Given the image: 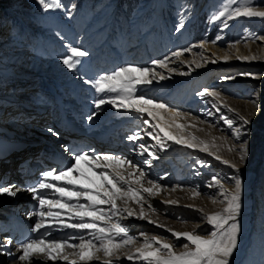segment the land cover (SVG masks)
<instances>
[{"label":"rangeland","instance_id":"374dc122","mask_svg":"<svg viewBox=\"0 0 264 264\" xmlns=\"http://www.w3.org/2000/svg\"><path fill=\"white\" fill-rule=\"evenodd\" d=\"M98 1L59 0L61 7L44 9L38 0H0L1 96L3 99L12 98L17 93L16 91L21 89L19 77L29 79L31 76L35 77L40 73L45 75L43 80L49 79L48 83L53 82L56 78L59 79L63 70L68 69L63 63V59L70 55V48L72 47L88 53L87 56L78 58L80 63L73 70L81 76L84 75L85 71H88L94 78L92 81L100 75L110 74L120 67L137 66L135 62L129 64L128 58H125L135 48L134 42L140 41L145 30L151 29L154 25L155 29L146 42V49L147 52H150L157 41L160 42L162 49L160 56L151 61L168 57L169 63L182 58L185 61L191 60L193 63L191 68H194L196 63L202 66L208 62L217 61L221 54L230 57L238 56V53L248 57L255 55L257 59L244 60V64L233 68H214L213 66L217 65H209L212 67H208L204 72L207 76L197 77L195 75L190 77L189 79L195 77L197 79L194 80L195 82H189L190 86L186 84L183 87L182 85L183 90L181 87L178 88V91L176 90L180 96L186 95L184 96V106L170 104L169 100L175 97L174 93H176L170 86L161 87L160 90L158 83H153L150 87L141 85L138 87V93L165 103L170 108L189 114L186 119L180 122L196 124V127H190L187 131L206 140L216 137L215 143L219 146L218 154L222 159H227L238 165L239 172L237 173L230 166H217L215 163L218 162L208 155L199 158L200 160L188 159L184 161L187 166L190 164L193 170L202 166L199 161H204L203 166L211 167L212 170L209 173L206 171L202 174L201 172L198 173L208 183L211 182L212 176H217L228 189L234 188V181L229 178L239 176L242 181V209L238 219L242 231L237 250L246 248L250 241V235L256 231L257 237L251 242L249 255L243 264H264V40L259 39V37H264V18L238 17L229 20L227 17H222L220 20H212V16L221 10L223 4H230V8L234 9L241 6L240 0H206L196 17H192L190 20L191 8L186 0H163L165 6H163L162 0H105L106 14L103 15L105 18L101 24L112 19L114 22L112 32L104 31L99 38L89 39L87 37L83 40L84 34L95 28L92 24ZM253 6L264 10V0H259V3ZM188 21L190 22L188 23ZM224 22H227L228 27H224ZM132 31L135 32L131 34ZM217 36L222 37V39L216 40ZM103 41L110 42L107 43L105 49L100 46ZM213 41L216 42L213 43ZM199 42L200 44L203 43V48L199 46ZM185 49H191V51H183ZM177 51L183 53L179 58L173 56V53ZM25 52L27 58L22 60L20 55ZM98 59L101 60L98 63V69L92 70L91 63L93 64ZM114 60L113 65L111 63ZM105 64L113 65L112 70L102 71L101 67ZM56 66H58L59 71L56 70ZM83 68L87 69L84 70ZM167 68L168 71L161 72L165 78H172L174 73L189 71L179 66L174 67L175 71L170 73V67ZM51 70L60 74L50 73ZM224 77L231 78L224 79ZM37 79L34 82L27 80V83H34L35 88H38L41 79L39 76ZM34 86L33 89H35ZM30 88L27 86L25 89ZM149 88L153 90L150 91ZM205 89L220 94L221 111L217 112L213 106L214 98L198 95ZM11 93H13L12 96L9 95ZM223 104L234 108L236 113L223 108ZM209 112L212 114L208 115ZM236 114L251 121L250 125L246 126L248 136L245 139L248 142V155L245 163L251 168L257 160L259 161L258 177H254L241 169L244 162L240 160L239 143L233 138L227 129V125L223 122L222 117H228L236 121V126L239 127L240 122ZM0 119L1 123L7 122L3 116H0ZM143 120L141 124L125 132L126 135L130 136L139 132L143 138V129L146 126ZM121 143L123 144L124 141H120ZM144 144L149 149L152 148V143ZM231 147L237 150L230 151L229 148ZM178 167L181 168L182 163ZM164 169L162 175H166L168 180L163 184L169 187H167V192L172 191L173 186L181 185L182 187H179L181 190L176 189L179 190L177 192L185 191L182 199L186 203L203 204L207 201L213 202L215 199L216 202L213 203L216 207L210 210L203 208L204 213L215 212L225 206L221 202L223 198L216 187L201 192L202 197H195L191 191L195 186L188 178H185L183 175L185 172L177 176L178 173L173 172L169 166L166 165ZM113 170L115 169L113 168ZM192 174L194 173L192 172ZM201 183L203 184L202 180ZM161 200L164 201L167 198L164 197ZM254 200L262 206L261 214H257L255 219L248 215ZM171 208L175 209L166 212L171 214L168 217L171 226L184 227L204 237L211 235L212 226L206 223L199 212L184 206L175 207L174 205ZM158 212L164 213L161 210ZM183 245V242H180L174 245V249L182 252L184 251Z\"/></svg>","mask_w":264,"mask_h":264},{"label":"snow or ice","instance_id":"6c2138e0","mask_svg":"<svg viewBox=\"0 0 264 264\" xmlns=\"http://www.w3.org/2000/svg\"><path fill=\"white\" fill-rule=\"evenodd\" d=\"M38 2L44 9L61 7L59 0H38ZM240 3L241 6L234 9L230 8V4H223L221 10L212 16V20H220L222 17H227L229 20L238 17L264 18V10L253 6L258 4L259 0H240ZM224 27H228L227 22H224ZM220 39L222 37H216V40ZM259 39L264 40V37H259ZM215 42L213 41V43ZM199 46L203 48V43ZM183 51H191V49ZM182 54V51H177L173 53V56L179 58ZM87 55V52L72 47L70 48V55L63 59V63L69 69H76L77 64L80 63L78 58ZM230 58L228 55L222 57L225 61ZM236 58L240 60L257 59L255 55L251 57L237 56ZM168 59L165 57L161 60H154L152 64L167 68ZM196 67H201V64L196 63ZM174 71V68L169 69L170 73ZM157 78L163 80L165 76L156 72L154 68L134 65L120 67L110 74L100 75L94 81H89L93 84L95 91L105 97L94 101L95 109L100 110L103 105L110 104L117 109L136 113L142 117L146 115L147 118L143 120V123L148 125L150 130L146 129L145 134L151 137L160 149L166 148L168 142L172 141L182 147L206 153L216 161L230 166L238 173L239 167L236 163L222 159L218 154L219 146L215 143L216 137L206 140L187 131L190 127H196V124L180 122L186 119L189 114L170 108L165 103L138 93L139 86L149 85L153 79ZM230 78L224 77V79ZM198 95L214 98L213 106L217 112L221 111L218 92L205 89ZM222 107L234 114L236 113V110L227 104H223ZM211 114L208 113V115ZM95 115L96 112L94 111L92 116ZM92 116H89L88 119L91 120ZM222 119L233 138L239 143L240 160L245 162L248 155V142L245 139L248 136L246 126L250 125L251 121L242 115H238L240 126L237 127L236 121L233 119L228 117H222ZM127 139L137 141L142 139V136L137 132L128 136ZM138 148L141 154L146 152L155 158V153L150 151L144 143H140ZM229 150L237 149L231 147ZM74 161L71 167L58 173L54 171L44 172L38 183L27 189L38 201V211L32 214L38 219L32 231L41 234V230H43V234L39 238H30L20 243L19 249L22 252L18 257L20 261L31 264L34 259L44 255L45 264L47 261H64L66 264H93V262L121 264L122 260L140 262V264H232V258L238 249L242 231L238 219L242 209V181L239 176L229 178L234 181V188L232 189L226 188L217 176L211 177V182L207 186L218 189L223 198L221 202L225 205L221 210L204 213L203 209H197L194 205L185 206L199 212L206 223L212 226L213 231L210 237L205 238L196 234L195 231H174L172 228H166V231L171 233L176 240L184 238L187 241L183 245L184 251L178 253L174 251L173 244L156 236L149 237L145 233L134 236L130 234L127 226L121 223V217L126 215L127 217L148 220L154 225L157 224V221L151 220L145 212V194L147 197L157 196L163 190L161 184L147 180L150 186L144 187L146 173L135 166H132V170L128 171L127 175L120 171L111 170L112 164L110 162L119 166L131 165V161L123 157L80 153L74 156ZM98 161L102 163H97ZM81 162L92 168L102 167L103 170L98 173L100 179L98 185L92 176L87 175L81 169ZM145 163H150V161H145ZM199 163L204 165V161H199ZM73 173H76L79 179L73 178ZM81 180L88 183H81ZM179 187L182 186L175 185L172 190L175 191ZM46 190L53 192L57 198L50 199L43 195ZM191 191L194 196L201 194L198 186ZM3 194L15 197L17 191L11 187L0 186V195ZM118 201H123V205L119 204ZM129 201L140 206L139 212L128 206ZM213 202H216L215 199ZM162 203L171 206L177 205L179 201L168 199ZM148 207L152 208V205L149 204ZM152 210L155 211V209ZM157 226L165 227L162 224ZM54 228L60 231L73 229L84 232L86 230L87 236L79 235L65 239L47 238ZM141 237L143 238L142 243L139 247H134ZM74 240H78V242H72ZM7 243H11V241L9 240ZM125 248L129 251L121 255L122 249ZM100 253L103 254V260H101Z\"/></svg>","mask_w":264,"mask_h":264},{"label":"bare ground","instance_id":"6f19581e","mask_svg":"<svg viewBox=\"0 0 264 264\" xmlns=\"http://www.w3.org/2000/svg\"><path fill=\"white\" fill-rule=\"evenodd\" d=\"M104 1L105 0H99L96 6V13L93 19L92 26L95 28L90 29L84 36L82 37L83 40L87 39H93V38H99L104 31L107 32L109 30V33L112 32L113 24L114 22L112 19H109L106 23L101 24V21L103 18H105L106 12L104 7ZM116 1V0H115ZM191 8V13L189 20L192 17H196L198 14L200 8L202 7L203 3L206 0H186ZM163 6H165V1L163 2ZM109 7V6H108ZM113 10V9H112ZM108 12V11H107ZM190 22V21H188ZM159 25V24H158ZM155 29V25L151 29L145 30L143 33L140 41L134 42L136 46L131 51L132 53L127 56L125 59H127L128 63L132 64L135 62L138 67L145 66L146 68H154L156 72L161 73L162 71H168V68H161L158 65L154 66L152 64V61L155 57H159L161 54V45L160 42L157 41L154 43L155 45L152 46V50L150 52H147L146 49V42L151 36V32ZM135 32V31H134ZM133 31L131 34L134 33ZM135 35V34H134ZM137 39V38H136ZM135 40V39H134ZM110 41V40H109ZM108 41V42H109ZM83 42V41H82ZM107 41H103L100 46L105 49ZM110 43V42H109ZM133 44V45H134ZM200 44V42L198 43ZM109 48V46H107ZM131 50V49H130ZM104 52V51H103ZM22 60H25L24 58H27L26 52L22 55H20ZM225 54L219 55L216 62H208L206 65H202L200 68L194 67L191 68L193 63L191 60L185 61V59H178L174 62H169L168 67L170 69L181 67L182 69H188L189 71L186 72H179L174 73L172 75V78H165L163 80L160 79H153V82L149 85H143L144 87H150L155 84H160L159 88L161 90V87H172L176 93H174L175 97H173L171 100H169L170 104L172 105H178V106H184L185 97L180 96L177 91L178 88L183 85H189V82H195L194 80L197 79V77L204 75L207 76V74H204V72L212 66L209 65H217L213 66L214 68H233L235 66L244 64V60L237 59V55L235 57H231L229 60L225 61L222 59ZM238 56H241L238 53ZM124 59V60H125ZM101 62L100 59L96 60L91 63L92 70L98 69V63ZM114 61H112L111 64H113ZM151 62V63H150ZM108 64L101 67L103 69L102 71H110L113 68V65ZM144 64V65H143ZM83 65V64H82ZM85 67V66H84ZM55 68V67H54ZM86 70L87 68H83ZM56 70L59 71L58 66H56ZM91 71V70H90ZM98 71V70H97ZM101 71V70H100ZM50 73H59L54 72V70L49 71ZM62 72V71H60ZM84 72V71H83ZM60 74V73H59ZM195 77L194 79H189L190 77ZM41 79V83L39 86V90L44 94L43 99L40 98L43 101L42 107L40 109H37L35 111L36 114H34V111L26 112L23 109H21L20 104L18 103L19 100H16L14 97H24L25 95H32L33 94V84L27 83V80L29 82H34L37 77ZM44 74L38 73L37 76H31L29 79L27 78H21L20 80V90H17L16 94L12 98H4L0 94V116H3L4 119L7 121L8 125H10V128L16 125H20L18 127L19 132L27 133L26 131L29 130L30 127L25 124H19V121L24 119V121H35L37 123H42L44 128L40 130L38 127H34L35 130L29 131V135L33 138V141L35 142L36 139H45L48 142L46 144H53L55 141H53V134L51 132H57L61 135H64V139L61 143L62 146L65 147V149L60 153L59 161L62 165V168L59 171H63L67 169L68 167H71V165L75 162L74 156L80 153H88L89 155H114L126 158L127 160L131 161V165H124L119 166L115 164L114 162H110L112 164L113 168L120 172L122 174L127 175L128 171L132 170V166H135L141 171H144L146 173V180L144 181V187H149L150 185L147 183V180L155 181L163 186V190L155 197H147L146 196V203H145V212L149 215L151 220H156L157 224H152L148 220H142L137 219L135 217H127L126 215L124 217H121V223L130 231V234L137 236L140 233H145L149 237L156 236L161 237V240H165L173 245H176L180 242H183V244L187 243V241L184 238H181L180 240H176L171 233H168L166 231V228H172L174 231H189L186 228H178L176 225L170 224L168 217L171 216L170 209L171 206L174 205H165L161 203V199L166 197L168 199L172 200H178L179 203L175 205V207H185L186 205H194L197 209H206L210 210L213 207H216L215 204L212 201H207L206 203H196V202H189L186 203L183 200V194L185 191L177 192L178 189L175 191L169 190L167 192V185H164L163 183H166L168 178L166 175H162L164 173L165 166H169L173 172L178 173L177 176L181 173L185 175V178L192 182L193 186H198L200 193L203 191H206L208 188L207 185L209 184L206 179L203 178L198 172L204 173L205 171L209 173V171L212 170L211 167H205V166H199L197 169H192L190 167V164L184 163V161H187L188 159H199L201 157H207L206 153L200 152L198 150L188 149L185 147H182L181 145L175 144L172 141H169L167 144V147L164 149H160L158 146L155 145V141L151 139V137H148L145 134V130L147 129V125L145 126V129H143V141L142 139L137 141H129L127 139V135L125 132L129 131L131 128L135 127L138 124H141V121L146 118L145 116H139L136 113H129L124 111L123 109H117L114 106L110 104H105L101 107L100 110H96L94 106V101L96 99L105 98L103 94L97 93L94 90V86L89 83V81H92L94 78L88 71L84 72V75H79L75 70L73 69H66L63 70L61 73V76L59 79H54L53 82H47L49 79H44ZM239 78V77H237ZM236 78V79H237ZM189 79V80H188ZM38 80V79H37ZM59 80V81H57ZM26 81V82H25ZM44 82V83H43ZM46 82V83H45ZM189 83V84H188ZM192 85V83H191ZM27 86L31 87L30 89H25ZM190 86V85H189ZM148 89V88H147ZM150 89V88H149ZM153 89H150L152 91ZM177 90V91H176ZM181 90L182 87H181ZM180 90V91H181ZM95 94H97L95 96ZM177 94V95H176ZM71 97L69 100L67 99ZM20 102V101H19ZM43 108H49L50 114L53 116L54 123L57 121L58 123L55 126H52V124L48 125V121L46 119V111ZM42 109V110H41ZM96 112L95 116H92L93 112ZM92 116V119L89 120L88 117ZM1 120V119H0ZM1 123V122H0ZM22 123V122H21ZM26 127V128H25ZM25 128V130H23ZM52 131H49V130ZM62 135V136H63ZM43 136V137H42ZM65 137H67L65 139ZM122 139L124 143L120 144L119 140ZM16 139L10 140L9 142H15ZM67 141V142H66ZM33 142V143H34ZM152 143V148L149 149L150 151L155 153V158H152L148 155V153L141 154L138 145L140 143ZM5 143V142H4ZM58 143V142H55ZM264 144V140H263ZM3 146H6V144H3ZM7 152L5 151L0 152V172H2V167L6 170L8 165H10L13 162L14 156L20 155V158L18 159V162H24L26 161L24 158V155H26L23 150L21 152H17L18 144H15L13 146H8ZM73 147L76 148L74 155H71L69 153L70 149ZM3 150V149H0ZM51 153L56 155V152L53 150H49V153L47 155H50ZM5 155V156H4ZM22 158V159H21ZM200 160V159H199ZM145 161H150V163H145ZM218 162V161H217ZM97 163H102L98 161ZM182 163V167L179 168V164ZM219 163V162H218ZM217 164V166H223L224 164ZM7 166V167H6ZM259 167L260 163L257 160V162L253 165V167L249 168L246 163L244 162L243 165H241V169L246 171V173L252 174L254 177L259 176ZM81 169L89 176H92L93 179L96 181V184L98 185L100 183L99 175L98 173L102 171L101 168H92L88 164H85L84 162H81ZM50 171V170H49ZM58 171V172H59ZM47 172V171H46ZM192 172L194 174H192ZM73 178L79 179L78 175L76 173H73ZM192 179V180H191ZM200 179V180H199ZM196 180L197 183H196ZM201 180L203 184L201 183ZM81 183H88L87 181H80ZM169 188V187H168ZM180 189V188H179ZM181 190V189H180ZM179 191V190H178ZM45 196H47L50 199L57 198L55 194L51 191L45 192ZM12 197V196H10ZM28 199L26 202H28V206H20L19 201H14V207L13 208H4L1 206L0 210L4 211V209H10L8 212L12 213V209L17 208L20 211H25L29 216V224L30 227H34L36 220L38 217L32 215L36 211H38V201L34 198V195L29 192L27 194ZM195 197H202L200 194L199 196ZM119 204L123 205V201H118ZM151 204L152 208H149L148 205ZM128 206L135 209L137 212H139L140 206L136 204L133 201L128 202ZM106 207V206H105ZM152 209H155L153 211ZM158 210H161L164 213H159ZM262 210V206L254 200L253 206L250 209L248 215L253 217L254 219L257 217V214L260 215ZM264 212V211H263ZM264 218V217H263ZM0 222L4 223L6 222V219L0 218ZM164 225V228L158 227L157 225ZM253 229V228H252ZM191 230V229H190ZM61 232L59 236H57L55 239H65L72 236H79V235H85L87 236V231L79 232L77 230L73 229H65L63 231L52 229L51 233ZM255 234H254V233ZM250 235V241L246 248L236 251L233 258H232V264H243V262L246 260L247 256L249 255V250L251 245V242L257 237V232L253 231ZM254 234V235H253ZM210 237L207 236L205 238ZM143 238L141 237L139 240H137L134 247H139L140 243H142ZM74 243L78 242V240L72 241ZM70 251V250H68ZM129 251V249L125 248L122 249L121 255H123L124 252ZM174 251L179 252L177 249H174ZM22 252L18 247L14 248H3L0 243V264H27V262H22L18 259L19 255H21ZM101 257V260L104 259L103 254H99ZM31 264H45V257L44 255H40L38 259H34ZM47 264H66L64 261H47ZM93 264H99V262H93ZM121 264H140V262H131L127 260H122Z\"/></svg>","mask_w":264,"mask_h":264}]
</instances>
